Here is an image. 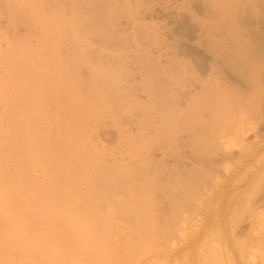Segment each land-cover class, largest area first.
Instances as JSON below:
<instances>
[{"label": "bare ground", "instance_id": "1", "mask_svg": "<svg viewBox=\"0 0 264 264\" xmlns=\"http://www.w3.org/2000/svg\"><path fill=\"white\" fill-rule=\"evenodd\" d=\"M262 141L264 0H0V264L177 248Z\"/></svg>", "mask_w": 264, "mask_h": 264}, {"label": "rangeland", "instance_id": "2", "mask_svg": "<svg viewBox=\"0 0 264 264\" xmlns=\"http://www.w3.org/2000/svg\"><path fill=\"white\" fill-rule=\"evenodd\" d=\"M243 159L209 203L205 225L198 234L193 226L185 244L174 249L169 243L163 244L161 249H150L148 257L145 254L127 264H264V229L252 232L235 222L239 215L247 218L243 212L251 195H255L257 207H264V141L252 145Z\"/></svg>", "mask_w": 264, "mask_h": 264}]
</instances>
